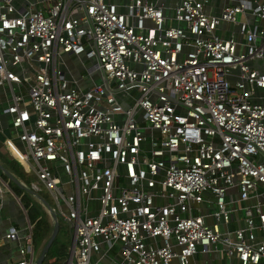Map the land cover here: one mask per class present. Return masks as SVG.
Wrapping results in <instances>:
<instances>
[{
  "label": "built area",
  "instance_id": "built-area-1",
  "mask_svg": "<svg viewBox=\"0 0 264 264\" xmlns=\"http://www.w3.org/2000/svg\"><path fill=\"white\" fill-rule=\"evenodd\" d=\"M212 2L0 0L2 113L16 132L3 143L67 223L65 264H190L217 246L239 264L264 257V0ZM63 55L102 84L71 86ZM232 189L245 226L222 232ZM34 254L27 218L15 264Z\"/></svg>",
  "mask_w": 264,
  "mask_h": 264
},
{
  "label": "crops",
  "instance_id": "crops-1",
  "mask_svg": "<svg viewBox=\"0 0 264 264\" xmlns=\"http://www.w3.org/2000/svg\"><path fill=\"white\" fill-rule=\"evenodd\" d=\"M225 0H213V4H216L215 12L219 13L220 6L223 5ZM158 2H164L166 5L171 4L172 0H158ZM166 15H171L172 10L167 8ZM217 33L225 38L234 37L235 39H240L241 37L237 35L238 27L237 25L231 23H222ZM76 60L74 57L63 55L59 62V68L65 72V76L69 79L71 86H78L81 88H87L91 85V79L88 77H80L78 75V67L73 63ZM80 73V72H79ZM79 76V77H78ZM264 93V91H262ZM11 97V90L8 86L0 88V154H3L8 157L14 158L9 150L3 143L4 135L13 136L16 134L15 130L10 127V116L3 114L2 109L9 103ZM254 101L264 104V97L260 98L258 95L253 97ZM15 159V158H14ZM15 176L5 165L3 159L0 158V171L2 173V168ZM5 174V173H4ZM17 178V177H16ZM18 179V178H17ZM19 180V179H18ZM23 183L21 180H19ZM0 188L2 189L0 193V264H15V259L17 258L18 247L22 244V237L25 234L27 227V217L23 211V206L19 201L18 197L11 190L10 186L0 175ZM33 196V195H32ZM205 199L200 207V214L205 216L207 223L211 221L210 215L215 210V204L210 193H205ZM34 197V196H33ZM228 197H231L232 200H235L231 205L232 213L230 220L227 223H220V228L222 232H233L236 229L243 228L245 226L244 213L241 208V204L238 199V191L235 189L230 190ZM35 198V197H34ZM262 204H264V199L260 198ZM157 202L163 203L165 200L157 199ZM256 203L254 198L245 201L243 204L246 206H252ZM264 210V206H263ZM49 220L51 221L50 217ZM255 223L258 224V219L254 216ZM52 222V221H51ZM10 226H15L19 230V240L12 241L5 238V235ZM255 237L253 239L254 243H257L261 240L264 233V228L261 230L256 229ZM110 256L113 258L116 256V247L114 251L110 253ZM110 259H103L100 264H110ZM171 264H179L178 260L174 258ZM190 264H239V261L236 257H228L222 250L221 246L209 249V251L202 252L198 251L194 257L191 259ZM257 264H264V257H262Z\"/></svg>",
  "mask_w": 264,
  "mask_h": 264
},
{
  "label": "trees",
  "instance_id": "trees-1",
  "mask_svg": "<svg viewBox=\"0 0 264 264\" xmlns=\"http://www.w3.org/2000/svg\"><path fill=\"white\" fill-rule=\"evenodd\" d=\"M0 158L3 159L6 167L11 172H13L19 180H21L25 185H29L30 181L32 180V176L23 172L20 163L16 159L12 157L10 158L3 154H0ZM0 175L10 186L14 194L18 197L26 212L27 218L32 228V243L34 251L38 252L48 240L52 232L53 222L49 220L48 213L36 198H34L25 189L10 181L8 177L1 171ZM39 195L50 202V198H47L48 195H44L42 193H39ZM70 238L68 226L65 231H62L59 224L58 233L51 246L47 250L42 264H65L68 255Z\"/></svg>",
  "mask_w": 264,
  "mask_h": 264
},
{
  "label": "water",
  "instance_id": "water-1",
  "mask_svg": "<svg viewBox=\"0 0 264 264\" xmlns=\"http://www.w3.org/2000/svg\"><path fill=\"white\" fill-rule=\"evenodd\" d=\"M2 170H3V172L5 173V175L8 177V179L10 181H12L13 183H15L16 185H18L19 187L25 189L31 195H33L42 204V206L47 211V213H49V215H50V217L52 219V222H53L52 232H51L48 240L46 241V243L41 248V250H40V252H39V254L36 257L35 262H34V264H42L47 250L51 246L53 240L55 239V237H56V235L58 233L59 224H58V218H57L58 216H57V213L51 208L49 202L46 199L42 198L38 193H36L32 189H30L29 187L25 186L16 177H14V175H12L11 173H9L5 169L2 168Z\"/></svg>",
  "mask_w": 264,
  "mask_h": 264
},
{
  "label": "rangeland",
  "instance_id": "rangeland-1",
  "mask_svg": "<svg viewBox=\"0 0 264 264\" xmlns=\"http://www.w3.org/2000/svg\"><path fill=\"white\" fill-rule=\"evenodd\" d=\"M259 2H261V1H263V0H258ZM76 60H74V65L76 66V67H80V65H81V61L79 60V58H75ZM81 74L83 75V76H85V77H88V73H86L85 71H81ZM81 74L78 72V75H80V77H81ZM79 77V76H78ZM89 78V77H88ZM92 78V79H91ZM91 78H89V79H91V83L90 84H102V78H101V73H100V71L99 70H95V71H93L92 73H91ZM122 106L123 107H126V105H125V103H122ZM42 194H44V195H47L45 192H42ZM48 199H49V197H47ZM50 200V199H49ZM94 205H97V203H94ZM50 217V216H49ZM50 219H51V217H50ZM51 221H52V219H51ZM58 224H60V227H61V230L62 231H65V229L67 228V223L63 220V218H59V220H58ZM40 251V250H39ZM39 251L38 252H36L35 251V257H37L38 256V254H39Z\"/></svg>",
  "mask_w": 264,
  "mask_h": 264
}]
</instances>
